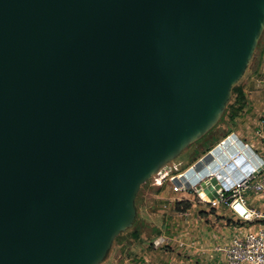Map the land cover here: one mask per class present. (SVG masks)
I'll return each instance as SVG.
<instances>
[{
	"label": "water",
	"instance_id": "1",
	"mask_svg": "<svg viewBox=\"0 0 264 264\" xmlns=\"http://www.w3.org/2000/svg\"><path fill=\"white\" fill-rule=\"evenodd\" d=\"M263 29L264 0H0V264H101Z\"/></svg>",
	"mask_w": 264,
	"mask_h": 264
},
{
	"label": "built area",
	"instance_id": "2",
	"mask_svg": "<svg viewBox=\"0 0 264 264\" xmlns=\"http://www.w3.org/2000/svg\"><path fill=\"white\" fill-rule=\"evenodd\" d=\"M227 152L231 154L226 159L216 157ZM214 163L212 170L202 173ZM166 169L167 165L148 184L160 187L169 182L172 193L182 195L178 203H191L190 196L195 195L202 207H226L231 217L245 227L220 249L227 264H264V161L247 144L231 134L192 166H174L170 173ZM248 195L256 198L258 206L249 205ZM176 214L186 218L189 209ZM170 241L167 235H159L151 241V247L162 249Z\"/></svg>",
	"mask_w": 264,
	"mask_h": 264
},
{
	"label": "crops",
	"instance_id": "3",
	"mask_svg": "<svg viewBox=\"0 0 264 264\" xmlns=\"http://www.w3.org/2000/svg\"><path fill=\"white\" fill-rule=\"evenodd\" d=\"M253 72L256 73L255 78L248 84L249 88L243 89L246 110L242 117L236 120L237 129L232 134L242 139L256 156L264 161V62L257 63ZM206 154L207 152L202 153L192 163L195 164ZM216 157L222 160L220 155ZM192 163L185 168L192 166ZM214 164L206 169H212ZM205 171L204 169L202 173ZM247 197L250 206H258L256 198L252 195ZM157 219L158 222L151 218L155 223L152 224L155 230L148 244L145 242V228H140L141 237L128 239L127 243L131 247L129 251L127 249V253L119 256L118 264H227L220 249L226 246L233 236L245 229L223 206L211 210L191 205L186 218H179L173 210L165 219L164 229L163 222H159V216ZM159 235H167L171 240L170 244L162 249H153L151 241Z\"/></svg>",
	"mask_w": 264,
	"mask_h": 264
},
{
	"label": "rangeland",
	"instance_id": "4",
	"mask_svg": "<svg viewBox=\"0 0 264 264\" xmlns=\"http://www.w3.org/2000/svg\"><path fill=\"white\" fill-rule=\"evenodd\" d=\"M260 62H264V29L258 39L248 68L243 78L234 87L235 91L234 93H231L230 100L227 103L217 123L200 139L183 150L176 159L168 163L166 169L167 173L173 172L174 166L178 168L180 166L181 169H184L188 164L197 159L202 153L206 152V150H212L227 136L235 133L237 129L236 120L242 117L243 113L246 110V97L243 89L245 87L249 88L250 85L248 84L252 79L255 78L254 75L256 74L253 71L257 66V63ZM238 92L243 93V97L240 102H237ZM241 105L243 106L240 107ZM239 124L241 125L242 123ZM239 140L244 142L242 139ZM230 154L231 153L227 152L223 153L220 156L221 158L226 159ZM151 184L152 183L148 184V182H146V184L141 185V187L139 188L136 197V205L138 209L137 220L129 230L125 231L115 238L106 259L101 264H118L117 259L119 258V256L127 253V249L129 251L131 247V245L127 243L128 239H138L141 237L142 233L139 232L140 228H145V242L146 244H148V241L151 240L152 232L155 230V228L153 227L154 225H152L155 223L151 221V218L155 219L156 222H158L157 217L159 216V222H163L162 229H164L166 217H169L172 211L175 210L174 204L177 202L176 200L178 198L182 197V195L172 193L171 184L167 181H165L160 187ZM190 198L192 200L190 203L191 205L200 206L195 195H191Z\"/></svg>",
	"mask_w": 264,
	"mask_h": 264
},
{
	"label": "trees",
	"instance_id": "5",
	"mask_svg": "<svg viewBox=\"0 0 264 264\" xmlns=\"http://www.w3.org/2000/svg\"><path fill=\"white\" fill-rule=\"evenodd\" d=\"M234 91H235V88L232 90V92L234 93ZM242 94H243L242 92H238L237 93V102H240L241 101V99L243 97ZM242 106L243 105H241L240 107H242ZM209 150H206V152H208ZM206 152H204V153H206ZM190 207H191V204L190 203H187V202L186 203H178V202H176L174 204V208H175L176 211H179V210H188V209H190Z\"/></svg>",
	"mask_w": 264,
	"mask_h": 264
},
{
	"label": "bare ground",
	"instance_id": "6",
	"mask_svg": "<svg viewBox=\"0 0 264 264\" xmlns=\"http://www.w3.org/2000/svg\"><path fill=\"white\" fill-rule=\"evenodd\" d=\"M215 161V160H214ZM214 165H216V164H214ZM210 166V165H209ZM215 167V166H214ZM214 167H212V169L214 168ZM206 168H208V166L206 167ZM210 168V167H209ZM211 168H210V170H212ZM209 169H206V171L208 172V171H210ZM205 171V172H206Z\"/></svg>",
	"mask_w": 264,
	"mask_h": 264
}]
</instances>
